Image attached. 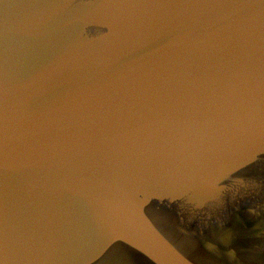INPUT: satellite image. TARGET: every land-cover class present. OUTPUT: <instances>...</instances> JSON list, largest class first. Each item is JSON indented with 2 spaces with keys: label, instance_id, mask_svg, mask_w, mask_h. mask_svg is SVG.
I'll return each mask as SVG.
<instances>
[{
  "label": "water",
  "instance_id": "water-1",
  "mask_svg": "<svg viewBox=\"0 0 264 264\" xmlns=\"http://www.w3.org/2000/svg\"><path fill=\"white\" fill-rule=\"evenodd\" d=\"M0 264H264V0H0Z\"/></svg>",
  "mask_w": 264,
  "mask_h": 264
}]
</instances>
